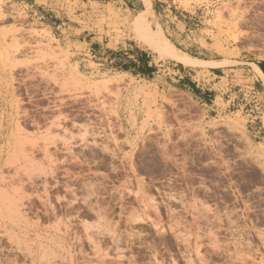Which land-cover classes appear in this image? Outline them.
Listing matches in <instances>:
<instances>
[{
  "label": "rangeland",
  "instance_id": "obj_1",
  "mask_svg": "<svg viewBox=\"0 0 264 264\" xmlns=\"http://www.w3.org/2000/svg\"><path fill=\"white\" fill-rule=\"evenodd\" d=\"M9 1L0 264H264V0ZM167 38L221 60L191 64L208 105L123 88L122 54L166 69Z\"/></svg>",
  "mask_w": 264,
  "mask_h": 264
},
{
  "label": "crops",
  "instance_id": "obj_2",
  "mask_svg": "<svg viewBox=\"0 0 264 264\" xmlns=\"http://www.w3.org/2000/svg\"><path fill=\"white\" fill-rule=\"evenodd\" d=\"M6 2L10 1L6 0ZM152 7L153 10L156 12V9H154V4L152 5ZM63 24L66 23L63 22L62 24H60L59 27H61ZM158 24L164 32V24H162L161 22H159ZM178 35L180 36V38L182 37V35ZM188 38L190 39L189 36ZM168 39L176 46V48L181 53L187 54L194 59L206 62L221 61L214 57H203L201 55V52L196 51V48L201 47L189 48L192 43L187 42V39L185 41L183 40L184 43L187 42L184 46H178L170 38ZM69 42H72L77 45V42H73L71 39H69ZM136 47H138L140 51L135 52L133 55L128 54L129 52H124L122 54L124 55V60L119 61L118 66L116 68V71H118L116 76L124 80V89L130 88L133 84L136 83H148L149 86L152 87L153 91L157 92L161 90L163 91L165 89L181 91L187 96H189L196 104L201 107L202 104L208 105L209 101H213L210 98V94L208 93L209 89L205 90L204 88H202V64L191 65L171 59L170 61H168L169 65L171 66H168V68H166L168 69V71L166 72V69H162L160 67L164 64H158L152 58L153 55H151V52L148 51V48H143L139 44H136ZM131 48H133V46H131ZM111 54L113 55V52H111L109 56H111ZM119 54L121 55V53ZM114 55L117 56L118 53H115ZM252 64H255L264 74V64L263 66H261L258 61H254L252 62ZM226 71L227 70H225L222 66L215 65L210 66L208 73L210 79H216L219 77H223V74L226 73ZM257 74L264 83V78L259 73ZM212 110L215 109L213 107H210V109H208L207 111L212 112ZM250 127L254 128L255 126L251 124ZM258 133L262 134L258 135V137L262 139L261 143L264 145V129L263 131L254 130L255 136H257Z\"/></svg>",
  "mask_w": 264,
  "mask_h": 264
},
{
  "label": "bare ground",
  "instance_id": "obj_3",
  "mask_svg": "<svg viewBox=\"0 0 264 264\" xmlns=\"http://www.w3.org/2000/svg\"><path fill=\"white\" fill-rule=\"evenodd\" d=\"M147 5L149 6V11H150V15L154 14V10L153 7L150 5L149 0H146ZM160 27V26H159ZM161 28V27H160ZM167 42L169 44V50L168 53L170 56H172L173 58L185 63V64H194L196 62H199L201 60L198 59H194L192 57H190L187 54L181 53L176 46L167 38ZM183 51V50H182ZM201 62H206V61H201ZM258 73L264 78V74L261 72V70L255 65ZM55 120H53L54 122ZM55 124V123H54Z\"/></svg>",
  "mask_w": 264,
  "mask_h": 264
},
{
  "label": "trees",
  "instance_id": "obj_4",
  "mask_svg": "<svg viewBox=\"0 0 264 264\" xmlns=\"http://www.w3.org/2000/svg\"><path fill=\"white\" fill-rule=\"evenodd\" d=\"M258 63H259L261 66H263L264 61H258Z\"/></svg>",
  "mask_w": 264,
  "mask_h": 264
}]
</instances>
